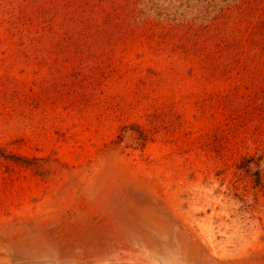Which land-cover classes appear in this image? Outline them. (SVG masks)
I'll list each match as a JSON object with an SVG mask.
<instances>
[{
  "label": "rangeland",
  "instance_id": "1",
  "mask_svg": "<svg viewBox=\"0 0 264 264\" xmlns=\"http://www.w3.org/2000/svg\"><path fill=\"white\" fill-rule=\"evenodd\" d=\"M103 1L0 0V264H264V0Z\"/></svg>",
  "mask_w": 264,
  "mask_h": 264
},
{
  "label": "bare ground",
  "instance_id": "2",
  "mask_svg": "<svg viewBox=\"0 0 264 264\" xmlns=\"http://www.w3.org/2000/svg\"><path fill=\"white\" fill-rule=\"evenodd\" d=\"M116 161V160H115ZM136 165V164H135ZM139 166V165H138ZM93 168H95V167H93ZM109 168V167H108ZM136 168V167H135ZM139 171V170H138ZM142 172V171H141ZM87 174V173H86ZM133 180V179H132ZM153 182V181H152ZM201 184V183H200ZM162 185V184H161ZM201 186H199L198 187V190H197V192L199 191V188H200ZM214 187V186H213ZM212 187V188H213ZM162 188V187H161ZM202 188H203V186H202ZM133 189V188H132ZM157 189V188H156ZM210 189V188H209ZM211 190V189H210ZM196 192V193H197ZM69 193V192H68ZM210 193V192H209ZM208 193V194H209ZM193 194H195V193H193ZM200 194V193H199ZM201 196H202V194H201ZM190 197V196H189ZM62 198V197H61ZM64 198V197H63ZM84 198V197H83ZM218 198V197H217ZM71 199V198H70ZM189 200V199H188ZM205 200H206V196H205ZM210 200H212V199H210ZM193 201V200H192ZM63 202V201H62ZM141 202V201H140ZM221 205V204H220ZM124 206H126V205H124ZM205 206V205H204ZM84 207V206H83ZM122 207H123V205H122ZM85 208V207H84ZM110 209V208H109ZM80 210V209H79ZM193 210V209H192ZM58 211V210H57ZM68 211V210H67ZM108 211V210H107ZM142 211V210H141ZM196 211V210H195ZM105 212V211H104ZM104 212H103V214H104ZM144 212H145V210H144ZM68 213V212H67ZM143 213V212H142ZM90 214V213H89ZM130 214H132V217H133V220H130L129 222L130 223H142V224H144L145 226H147V228H158V230H159V232H160V234L161 235H166V232H167V225L163 222V221H161V220H159V219H157V216H155V215H152V214H144L145 216H141V215H139V213H137V211H131V213ZM82 215V214H81ZM96 215V213L94 214V216ZM127 215V214H126ZM74 216V215H73ZM75 217V216H74ZM83 217V216H82ZM87 217V216H86ZM85 217V218H86ZM129 217H131L130 215H129ZM61 218V217H60ZM68 219L70 218V217H67ZM103 218H104V216H103ZM46 219V218H45ZM90 219V218H89ZM97 219V218H96ZM95 219V220H96ZM81 220V219H80ZM91 220H93V219H91ZM61 221V220H60ZM15 222V221H14ZM95 222V221H94ZM104 222V221H103ZM111 222V221H110ZM109 222V223H110ZM57 223V222H56ZM64 223V222H63ZM55 224V223H54ZM69 224V223H68ZM73 224V223H72ZM84 224V223H83ZM105 224V223H104ZM81 225V224H80ZM95 225V224H94ZM89 226V225H88ZM101 226V225H100ZM103 226V225H102ZM54 227V226H53ZM52 227V228H53ZM69 227V226H68ZM71 227V226H70ZM93 227V226H92ZM97 227V226H96ZM105 227H106V225H105ZM41 228V227H40ZM39 228V229H40ZM73 228H74V225H73ZM42 230V229H41ZM41 230L39 231V232H41ZM44 230H45V228H44ZM50 230V229H49ZM83 229H81L80 231H82ZM14 231V230H13ZM62 231H63V229H62ZM105 231H107V230H105ZM142 231V230H141ZM11 232V231H10ZM53 232V231H52ZM55 232V231H54ZM57 232V231H56ZM97 232H99V230H97ZM17 233V232H16ZM21 233V232H20ZM37 233V232H36ZM45 233V232H44ZM71 233H73V231L71 232ZM82 233H86V232H82ZM94 233H95V231H94ZM93 233V234H94ZM102 233H105L104 231L102 232ZM9 234H11V233H9ZM62 234L65 236V237H69V236H71V234H70V231L69 230H64L63 232H62ZM86 234H88V235H92V233H89V232H87ZM12 235V234H11ZM60 235V234H59ZM13 236V235H12ZM15 236V235H14ZM39 236V235H38ZM97 236H98V234H97ZM143 236V235H142ZM9 237H10V235H9ZM103 237H105V235L103 234ZM180 237V236H179ZM42 238L44 239L43 240V242H45V244H48V245H50V246H57L59 243L60 244H62L63 243V237L62 238H60L59 237V240L56 238V237H54V235H52V233H46L45 234V236H42ZM147 238V237H146ZM148 238H150V237H148ZM188 238V237H187ZM8 239H10V238H8ZM181 239V238H180ZM18 240V239H17ZM20 240H23V241H35L34 239H32V238H27L25 235H23V237H20L19 236V241ZM181 240H183V239H181ZM189 240V239H188ZM7 241V240H6ZM13 241H15V240H13ZM39 241L41 242V239H39ZM17 242V241H16ZM16 242H14V243H16ZM21 242V241H20ZM99 242V241H98ZM109 242V241H108ZM9 243V242H8ZM13 243V244H14ZM19 243V242H18ZM113 243V242H112ZM193 243V242H192ZM70 244V243H69ZM86 244V243H85ZM100 244V243H99ZM191 244V243H190ZM226 244V243H225ZM87 245H88V243H87ZM110 245V244H109ZM109 245H107V246H109ZM116 245H117V243H116ZM17 246V245H16ZM15 246V247H16ZM20 246V245H19ZM97 246H98V244L97 243H93V242H91V241H89V248H90V250L91 251H95V249L97 248ZM106 246V247H107ZM221 246V245H220ZM62 248H63V245L61 246ZM18 248V247H17ZM104 249V248H103ZM86 250V249H85ZM223 250V249H222ZM169 252V251H168ZM193 253H196L195 251H192ZM225 252V251H224ZM187 254V253H186ZM103 255H104V253H103ZM193 256V255H192ZM222 256V255H221ZM190 258H192V259H195L194 257H190ZM205 260L206 261H209L211 264H213V262L211 261V257H206L205 258Z\"/></svg>",
  "mask_w": 264,
  "mask_h": 264
},
{
  "label": "trees",
  "instance_id": "3",
  "mask_svg": "<svg viewBox=\"0 0 264 264\" xmlns=\"http://www.w3.org/2000/svg\"><path fill=\"white\" fill-rule=\"evenodd\" d=\"M112 1V0H111ZM102 2V10L103 12L107 11L106 7H105V4L103 5L104 1L101 0ZM106 3V1H105ZM65 5V7H61V10L60 9H56V11L53 13L52 17L48 20V30L49 31H54V27H53V23L54 21H57V20H62V23L60 25L61 28H65V31H66V25L67 23L72 19H69V15L68 13L70 11H68V8H70V2H66V3H63ZM72 9V12H70L71 15H74L76 16V10L75 8H71ZM58 18V19H57Z\"/></svg>",
  "mask_w": 264,
  "mask_h": 264
}]
</instances>
